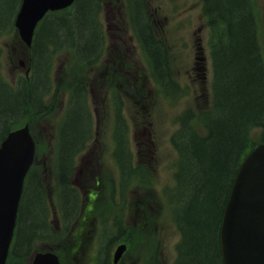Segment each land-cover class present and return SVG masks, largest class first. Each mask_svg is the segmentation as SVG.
Segmentation results:
<instances>
[{
	"label": "trees",
	"instance_id": "obj_1",
	"mask_svg": "<svg viewBox=\"0 0 264 264\" xmlns=\"http://www.w3.org/2000/svg\"><path fill=\"white\" fill-rule=\"evenodd\" d=\"M15 1L18 7L20 0ZM202 1L203 12L214 31L213 113L205 118L195 117L192 112L184 115L183 128L175 139L182 159L176 195L180 205L177 225L182 236L178 264H221L218 234L234 175L243 157L256 145L251 131L260 129L264 141V60L257 43L252 8L247 0ZM134 2L136 26L156 72L166 88L175 90L165 47L157 41L155 27L146 16L147 0ZM16 9L11 14L0 2V30L11 28ZM98 10L99 0H76L65 15L47 18L39 28L34 45L33 78L21 83L17 91L0 72V142L23 119L41 113L49 61L55 50L69 46L82 60H91L97 55L102 36ZM191 119L203 124V133L199 131V134ZM87 136L88 117L83 95L76 92L61 135V205L65 216L75 209L76 201L75 193L66 185L72 156ZM123 160L128 163L126 158ZM47 214L41 184L31 183L20 205L14 247L18 262L12 264H23L21 259L24 257L26 261L34 239L48 232ZM154 264H158L157 260Z\"/></svg>",
	"mask_w": 264,
	"mask_h": 264
},
{
	"label": "rangeland",
	"instance_id": "obj_2",
	"mask_svg": "<svg viewBox=\"0 0 264 264\" xmlns=\"http://www.w3.org/2000/svg\"><path fill=\"white\" fill-rule=\"evenodd\" d=\"M129 1L130 0H103L102 3L103 14L101 20L105 31V45L102 53L103 65L100 64L99 69L95 71L92 76L85 79L84 82L86 85L91 86L90 99L93 110H95L96 138L95 140L93 139V143H90L89 148L87 147L88 149L80 155V172L78 175L76 174V180L81 183V186L84 189H82L83 207L79 220H82L83 218H85V220L81 223H73L71 225L72 232L70 231V233H73L71 239L74 242V247H77V243H79L83 250L80 257L77 259L72 258L69 264H94L95 253L98 247L97 235L100 229L98 224L109 212V207L104 197L101 198L99 204L93 206V210L88 211L87 209L91 207L92 202H89L87 194L88 190L93 185L91 174H94L98 180L110 177H113L114 180H116L117 178L115 171L116 163H114L115 159L113 156V140L110 131L111 112L109 107V79L107 77L108 73H105L104 70L108 71L110 64L113 61H118L120 57L126 60L132 59L128 60L129 63L136 60L139 67L145 73V80L142 88L145 99L148 97V101L144 104L143 109L138 108L139 116L136 115L133 118L128 112V107H131V103L128 101L125 102V109L123 111L126 113L127 125L125 127L124 137L127 141L126 150L128 149L130 152V149L135 148L137 164L140 159L138 154L144 156L145 154L149 155V163L147 165L149 174L144 183H147V186H149L150 189L145 190L144 193L147 195L152 191V200L149 208H151L150 215H154V217H151V220H149V223L152 225V234L147 235L146 237L132 236V241L126 240L127 247L123 258L125 257L126 264H144L148 256V243L153 239L159 244L160 253H158V255L162 261L161 264H175V245L178 240V233L172 225L170 212L165 205L162 194L163 187L171 184L173 181L171 162L175 156H173L171 151L169 136L175 128L174 118L178 113L185 110L187 107L195 108L197 104L196 99L200 100V103L204 100L206 104V101H208L210 84L209 80H205L206 82L200 81V83L192 81L188 77L192 63L187 61L178 77V81L186 87V89H183L181 97L174 100V103H171L162 97L154 80L150 77L146 61L137 48L138 45L136 44V39L132 31ZM0 2L11 14H13L12 12L17 8V2L15 0H7V2L1 0ZM149 2L150 7L155 13L163 18L167 29L173 25L176 20L181 18L173 17L169 14V12L173 11L174 7L185 9L184 12H189L187 15L194 19L192 28L198 26L200 21H203L202 19L200 20V2L198 0H149ZM254 2L257 7V21L260 24L259 29L261 33H259V42L264 57V9L263 6H261L260 0H254ZM9 18L10 17H7L8 20H10ZM202 32L203 34H201L200 37L204 38L205 29ZM166 33L169 36V29L166 30ZM204 53L205 56H208L206 42H204ZM14 60L17 61L16 59ZM75 64L73 63L71 56L67 53L61 55L56 60L52 71V77L54 78V83L58 84L56 89H59L60 92L64 87V83H60V81H62L61 77L68 80L69 76L72 78L76 75L84 77L90 73L80 71ZM124 65L125 64L122 63V66ZM174 69L175 71H178V64L175 65ZM3 70L6 76L12 74L10 61L7 56H5ZM78 81L83 82V79ZM199 87L203 89L200 90ZM200 92H202L203 96L198 95ZM123 96L125 95L123 94ZM62 104L60 109H58L57 105L55 113L51 117L44 118L36 127V139L39 142L40 150L37 154L35 171L40 173L44 178L47 185V191L49 189L51 205L54 204L53 195L54 184L56 181L53 170L54 160H56V156L54 159V144L59 119L60 116H62ZM204 107H206V105ZM259 133V129H253L251 131L252 139L258 140ZM137 138L145 140V143L139 142V145L141 146H144V144L146 145L145 150L137 147ZM118 155L119 152H116L117 157ZM146 161L145 156L142 160V164L144 165ZM100 195H102V193H100ZM130 197L138 199V191L132 192ZM135 210L136 212H139L138 209ZM52 211L54 212V209H52ZM111 215L112 214L109 215L108 219ZM130 221L132 225L135 224L133 215H131ZM59 242L60 238L53 244L58 249L61 248ZM40 246L45 247L46 245L42 244ZM70 247L73 250V245L70 244ZM132 253L135 255L129 256ZM74 255H76V253H74ZM107 259L110 262L109 253L107 254ZM67 262L68 261L65 260L63 264H66Z\"/></svg>",
	"mask_w": 264,
	"mask_h": 264
},
{
	"label": "water",
	"instance_id": "obj_3",
	"mask_svg": "<svg viewBox=\"0 0 264 264\" xmlns=\"http://www.w3.org/2000/svg\"><path fill=\"white\" fill-rule=\"evenodd\" d=\"M74 0H22L15 27L29 44L36 22L48 9ZM33 156L27 127L10 133L0 147V264L11 239L22 182ZM223 264H264V144L242 162L234 179L220 228ZM32 264H59L52 254H38Z\"/></svg>",
	"mask_w": 264,
	"mask_h": 264
},
{
	"label": "flooded vegetation",
	"instance_id": "obj_4",
	"mask_svg": "<svg viewBox=\"0 0 264 264\" xmlns=\"http://www.w3.org/2000/svg\"><path fill=\"white\" fill-rule=\"evenodd\" d=\"M261 1V6H263V9H264V0H260ZM79 168H80V165L76 168V173L75 174H78L80 171H79ZM91 178L94 179V174H91ZM90 202V200H89ZM90 210V208H89Z\"/></svg>",
	"mask_w": 264,
	"mask_h": 264
}]
</instances>
